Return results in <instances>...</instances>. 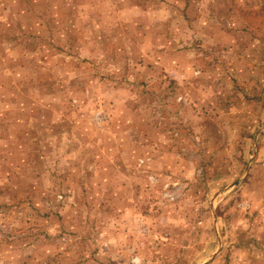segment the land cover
<instances>
[{"label": "rangeland", "instance_id": "1", "mask_svg": "<svg viewBox=\"0 0 264 264\" xmlns=\"http://www.w3.org/2000/svg\"><path fill=\"white\" fill-rule=\"evenodd\" d=\"M142 1L0 0V264H264V0Z\"/></svg>", "mask_w": 264, "mask_h": 264}, {"label": "crops", "instance_id": "2", "mask_svg": "<svg viewBox=\"0 0 264 264\" xmlns=\"http://www.w3.org/2000/svg\"><path fill=\"white\" fill-rule=\"evenodd\" d=\"M150 1L151 0H143L142 2H140L139 4H142V6H143V8H145L146 9V6L148 7L149 6V4H150ZM149 14V13H148ZM227 134H230V133H228V131H225ZM217 132L216 131H211L210 133H208V135H209V137L212 139L211 141H210V143H213V145L214 144H216V140H218V137H217ZM250 132H249V129H245L244 131H243V133H242V135H245V136H247L248 134H249ZM227 138H230V135L229 136H227ZM28 145H29V142H28ZM259 155H261V147H260V153H259ZM258 161V160H257ZM34 165V163H33V160L30 158V159H25L24 161H22V160H20V162L19 161H17V168H18V172H17V175H16V178H15V181H13V182H16V183H13L14 185H13V189H10L11 190V195H12V198H14L15 196H16V194L14 195V193H16V192H18L21 188H22V185H18V184H20V183H18L19 181H21V180H23V179H27V176H29L30 175V177L31 178H33V174H36V172H34L33 170H32V166ZM256 166V165H255ZM3 172L1 173V174H3L4 173V169H2V168H0ZM25 169V170H24ZM250 171V167H248L247 168V170H246V174L248 173ZM0 174V175H1ZM221 175V174H220ZM249 176H251V174H249ZM248 176V177H249ZM261 177V176H260ZM4 178V177H3ZM5 179V178H4ZM28 180V179H27ZM31 181V180H30ZM29 181V182H30ZM239 182L238 184H235L236 182ZM243 181V179H236L233 183H232V187L233 186H235V185H240L241 184V182ZM7 186L9 187V186H11V180L9 179L8 181H7Z\"/></svg>", "mask_w": 264, "mask_h": 264}, {"label": "water", "instance_id": "3", "mask_svg": "<svg viewBox=\"0 0 264 264\" xmlns=\"http://www.w3.org/2000/svg\"><path fill=\"white\" fill-rule=\"evenodd\" d=\"M256 144H257V138H255V140H254V145H255V147H256ZM239 182L237 181L235 184H238Z\"/></svg>", "mask_w": 264, "mask_h": 264}, {"label": "built area", "instance_id": "4", "mask_svg": "<svg viewBox=\"0 0 264 264\" xmlns=\"http://www.w3.org/2000/svg\"><path fill=\"white\" fill-rule=\"evenodd\" d=\"M243 208H247L248 207V205L247 204H245V203H242V205H241Z\"/></svg>", "mask_w": 264, "mask_h": 264}]
</instances>
